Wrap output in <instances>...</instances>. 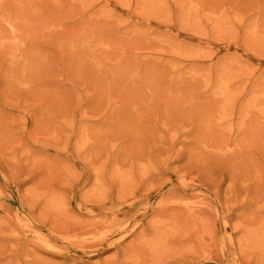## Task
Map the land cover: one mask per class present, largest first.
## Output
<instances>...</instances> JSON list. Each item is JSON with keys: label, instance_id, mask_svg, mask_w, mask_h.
Here are the masks:
<instances>
[{"label": "rangeland", "instance_id": "rangeland-1", "mask_svg": "<svg viewBox=\"0 0 264 264\" xmlns=\"http://www.w3.org/2000/svg\"><path fill=\"white\" fill-rule=\"evenodd\" d=\"M0 264H264V0H0Z\"/></svg>", "mask_w": 264, "mask_h": 264}]
</instances>
